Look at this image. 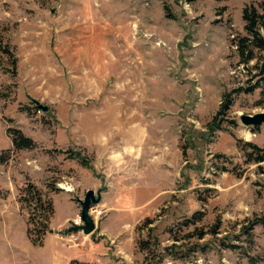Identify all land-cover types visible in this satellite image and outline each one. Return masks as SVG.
<instances>
[{
    "label": "rangeland",
    "instance_id": "rangeland-1",
    "mask_svg": "<svg viewBox=\"0 0 264 264\" xmlns=\"http://www.w3.org/2000/svg\"><path fill=\"white\" fill-rule=\"evenodd\" d=\"M262 1L0 0V264H51L54 249L84 264H264V124L239 120L264 110V49L247 63L237 49L243 7ZM83 125L113 137L68 144ZM11 129L35 146L15 149ZM27 182L57 232L32 251ZM62 186L104 211L71 248Z\"/></svg>",
    "mask_w": 264,
    "mask_h": 264
},
{
    "label": "trees",
    "instance_id": "trees-1",
    "mask_svg": "<svg viewBox=\"0 0 264 264\" xmlns=\"http://www.w3.org/2000/svg\"><path fill=\"white\" fill-rule=\"evenodd\" d=\"M241 17L244 21V29L247 32V36L239 39L237 42V49L241 57V62L247 63L254 57V47L264 49V35L262 34V31H264V0L259 4V8L254 4L245 5L241 11ZM229 104V100L226 99L222 109H227ZM10 133L12 134V143L15 149L32 148L35 146L34 141L30 137L22 134L20 130L11 129ZM246 145L250 147L253 152L257 154L262 153V149L257 145L251 143H247ZM247 156L251 157V154L248 153ZM253 160L255 162H261L264 160V155H257ZM20 193V202L28 207L33 203L32 211L28 213V219L26 220V233L32 243L40 245L43 236L47 232H50L48 219L53 214V205L51 200L47 199L44 201L45 207L43 208L42 191L31 182H27L20 190ZM37 207L42 208L43 212H46V215L43 217L44 220L37 223V227L30 228V225L41 216L37 215ZM33 233L34 236H32Z\"/></svg>",
    "mask_w": 264,
    "mask_h": 264
},
{
    "label": "crops",
    "instance_id": "crops-1",
    "mask_svg": "<svg viewBox=\"0 0 264 264\" xmlns=\"http://www.w3.org/2000/svg\"><path fill=\"white\" fill-rule=\"evenodd\" d=\"M105 63V62H104ZM106 63H107V61H106ZM94 116H96V115H92V121L93 122H103L101 125H104V121H106V120H108V119H110V117L111 116H106V115H104V119L102 120V121H98V120H96V119H94ZM84 120H89V119H84ZM94 124H96V123H94ZM97 125H99V124H97ZM84 126V128H85V132H86V136L85 137H83L84 139H82V138H80L81 136H79V135H75V134H73L74 132H75V130H70V138L67 140V143L68 144H76V143H78V141H76V137H78L80 140H81V142H79L80 144H82V143H84V145L86 146L87 145V147H91V148H93L94 147V145H98V144H100L101 146H103L104 144H109V141H110V138H109V136H111V135H107V137H104V136H101V135H97V133H98V130H94V128L93 127H91L90 129H88L87 128V125H86V127H85V125H83ZM101 131H103V129H100ZM103 132H105V131H103ZM102 132V133H103ZM129 134V133H128ZM138 134V133H137ZM124 136H126L125 135V132H124V134H123ZM130 136V135H129ZM73 137V138H72ZM111 137H113V136H111ZM139 141H140V136L138 135V138H137ZM139 145V144H138ZM97 183H100V182H97ZM97 183H96V185H97ZM63 187V186H62ZM63 191H65L66 193H64V192H62V191H58V193H55V194H64L70 201H71V203H72V205H73V210H74V215L72 216V219H74L77 215H79V211H80V208H78L77 207V203H75V201L72 199V198H70V196H69V194H67V193H72V191H73V188H67V187H63V188H61ZM105 192L106 191H104V192H101V194L102 193H104L105 194ZM54 194V195H55ZM54 195H53V197H54ZM108 195H109V192H108ZM52 205H53V203H52ZM53 212H54V210H53ZM53 215V214H52ZM52 217V216H51ZM51 217H50V220H51ZM71 219V220H72ZM49 220V222H48V226H49V228H50V232H47L44 236H43V239H42V243L40 244V245H38V244H34V243H32L31 242V240H30V238L28 237V235H27V233H26V220H24L25 221V233H26V238H27V241H28V244L30 245V248H31V250L30 249H28V251L30 250V251H32V249H43L44 247H45V245H46V242H47V237H52L53 236V234H55V233H57L56 232V230H55V232H54V229H53V227L51 226V221ZM71 220H67V219H65V221H64V224H62L63 225V227L61 228V230L64 228V229H66L67 228V226L69 225V223H70V221ZM59 232V231H58ZM70 232V230L68 229V231L66 232V236H67V234ZM76 232V231H75ZM77 235L79 236L80 234L77 232ZM80 236H83V237H85V236H87V235H84V234H81ZM78 239H79V237H78ZM65 241H67V243H70L68 240H65ZM64 244V246L65 247H68V248H71V247H75V246H79L80 245V242H78L77 244H66V242H64L63 243ZM29 251V252H30ZM84 258L83 257H81V256H79L78 255V253H67V254H65V255H63L62 253H60V251H58L57 249H54V251H53V254H52V262H51V264H72V262H77L78 264H84V263H86L84 260H83ZM32 264V263H31Z\"/></svg>",
    "mask_w": 264,
    "mask_h": 264
},
{
    "label": "water",
    "instance_id": "water-1",
    "mask_svg": "<svg viewBox=\"0 0 264 264\" xmlns=\"http://www.w3.org/2000/svg\"><path fill=\"white\" fill-rule=\"evenodd\" d=\"M37 108L42 111L47 110L46 105H42L37 100H33ZM239 120L243 125L258 127L264 124V110L260 112H256L253 114H240ZM100 197L99 194L94 192L93 190L89 189L85 192L84 197L82 200L79 201L80 205V219L82 224L74 226L72 230L74 231H81L82 234L87 235L91 233L95 228V223L93 222L92 218L88 215V210L92 204H95L99 201Z\"/></svg>",
    "mask_w": 264,
    "mask_h": 264
},
{
    "label": "built area",
    "instance_id": "built-area-1",
    "mask_svg": "<svg viewBox=\"0 0 264 264\" xmlns=\"http://www.w3.org/2000/svg\"><path fill=\"white\" fill-rule=\"evenodd\" d=\"M104 211L102 209H98L96 206H90L88 210V215L92 218L93 222L96 223L98 219H101L103 217ZM82 224V221L80 219V215H77L74 219L71 220L68 227L70 232L67 234L66 238L71 244H77L78 243V235L77 232L81 234L79 231H74L72 228L74 226Z\"/></svg>",
    "mask_w": 264,
    "mask_h": 264
}]
</instances>
